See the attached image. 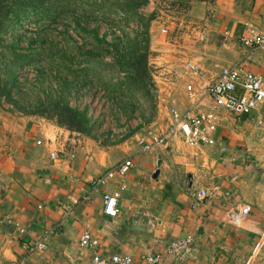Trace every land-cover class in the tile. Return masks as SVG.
<instances>
[{
  "label": "crops",
  "instance_id": "0c3cea01",
  "mask_svg": "<svg viewBox=\"0 0 264 264\" xmlns=\"http://www.w3.org/2000/svg\"><path fill=\"white\" fill-rule=\"evenodd\" d=\"M188 16L216 26L221 44L200 46L181 72L154 76L159 115L147 128L164 131L170 109L185 113L199 102L218 116L214 145L190 147L176 136L144 153V130L105 145L42 117L0 111V264H91L96 255L142 264L150 255L162 264H264V104L238 118L215 108L203 90L237 65L264 79V52L240 42L249 29L264 33V0L194 1ZM129 159L127 177L94 187ZM113 193L116 218L104 211V195ZM85 233L96 248L81 245ZM188 238L189 254L169 256L172 243ZM37 243L46 249L35 250Z\"/></svg>",
  "mask_w": 264,
  "mask_h": 264
},
{
  "label": "trees",
  "instance_id": "16d2710c",
  "mask_svg": "<svg viewBox=\"0 0 264 264\" xmlns=\"http://www.w3.org/2000/svg\"><path fill=\"white\" fill-rule=\"evenodd\" d=\"M150 1L0 0V98L19 105L15 96L27 95L22 92L18 75L33 68L44 77L36 79L38 84L34 86L44 99L33 109L20 107L24 115L45 118L70 132L98 140L100 125L89 116L88 108L80 110L67 100L81 87L97 88L104 92L118 124L119 115L128 122L134 118L141 122L122 141L132 137L156 117L157 87L149 62L151 26L158 12L150 16L142 13ZM194 1L206 0H176L188 9ZM101 25L107 29L103 35ZM31 26L34 28L29 29ZM54 32L58 42L50 39ZM6 35L10 37L6 39ZM54 49L56 54L52 53ZM54 71L57 89L45 76Z\"/></svg>",
  "mask_w": 264,
  "mask_h": 264
},
{
  "label": "built area",
  "instance_id": "2783aa9c",
  "mask_svg": "<svg viewBox=\"0 0 264 264\" xmlns=\"http://www.w3.org/2000/svg\"><path fill=\"white\" fill-rule=\"evenodd\" d=\"M163 33H167V30L163 29ZM240 42L246 48L264 52V33L249 29L247 34L240 38ZM187 68L195 74L201 73V69L193 63H188ZM203 90L205 95L213 101L215 108L223 109L238 118L249 117L264 104V79L258 74L246 71L240 65L227 69L213 81L205 83ZM190 98L192 100L193 96L191 95ZM169 115V126L164 131L158 132L153 128L144 129L138 140V145L144 153L152 151L157 146L166 145L170 138L176 136L181 137L190 147H198L204 144L214 145L213 133L218 120L216 113L205 112L202 105L195 102L185 113L172 108ZM258 125L262 126L263 122L258 121ZM132 168L133 161L131 159L126 160L95 180L93 185L97 188L105 186L108 181L115 177L124 179ZM206 195L205 191H201L197 194V197L203 199ZM103 202L104 211L110 217L116 218L120 214L118 193L105 194ZM80 243L85 248H96L99 245L90 233H85L81 237ZM191 245L192 239L188 238L184 241L172 243L167 251L171 257L185 256L190 253ZM45 249L46 245L44 243H37L35 246V250L44 251ZM91 264L142 263L126 255H115L109 258L96 255L93 257ZM143 264H162V257L160 255H150L144 259Z\"/></svg>",
  "mask_w": 264,
  "mask_h": 264
},
{
  "label": "rangeland",
  "instance_id": "374dc122",
  "mask_svg": "<svg viewBox=\"0 0 264 264\" xmlns=\"http://www.w3.org/2000/svg\"><path fill=\"white\" fill-rule=\"evenodd\" d=\"M156 10L158 15L156 21L152 23L154 27L153 31H151V57L149 62L154 82V76L163 79L166 76V74L163 73H167V71L171 69L179 71L181 68L179 72L184 70L185 58L190 59L192 56L197 55L200 46L205 44H217L220 46L222 37L216 31L217 27L210 23L202 25L199 22L197 24L196 21H193V17L188 16L190 14V9L181 6L176 0H151L150 3L142 9V13L146 16H150ZM24 26L26 27L25 22ZM33 28V26L29 27V29ZM163 29H166L167 33H163ZM59 31H63V28H60ZM100 31L101 35H103L107 29L105 26L101 25ZM205 31H207V35L203 41L201 34ZM199 33L200 36H198ZM72 36L80 44L82 43L75 34H72ZM9 37L10 35L5 36L6 39ZM57 37V32H54L50 39L58 42L59 38ZM54 45H56V43H54ZM52 53L56 54V49H54ZM41 70H43L42 67L38 68L39 72H41ZM159 74L161 75L159 76ZM39 75L40 73L38 74L33 68L21 70L18 77L19 81L23 84L22 92L27 96L23 95L21 98L15 96V100L19 101V105H15L13 102H6L4 99L0 98V111L10 115H24L20 107H23V105H27L26 107L28 109L36 107L39 100L44 99L43 94L34 89V86L38 84L36 79H44L43 76L41 77ZM45 76H48V83L54 85L57 89L58 78H55L56 72L54 71L52 74L45 73ZM155 96L157 102L156 117L151 124L156 122L159 115L158 91L157 93L155 92ZM67 100L71 106L77 107L80 110L88 108L89 116L100 125L97 130L98 140L100 139L105 145H111L122 141L132 130L136 129L141 124L137 118L128 122L127 118L122 115L118 116L120 120V124H118L116 117L113 115L114 113H112L111 104L108 102L107 98L104 97V92L97 88L90 90L88 87H81L78 92L72 91ZM142 102L146 104L145 100H142ZM150 125L143 126L138 132L143 131Z\"/></svg>",
  "mask_w": 264,
  "mask_h": 264
},
{
  "label": "water",
  "instance_id": "95a60500",
  "mask_svg": "<svg viewBox=\"0 0 264 264\" xmlns=\"http://www.w3.org/2000/svg\"><path fill=\"white\" fill-rule=\"evenodd\" d=\"M158 173L155 175V177H157Z\"/></svg>",
  "mask_w": 264,
  "mask_h": 264
}]
</instances>
